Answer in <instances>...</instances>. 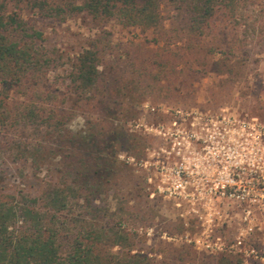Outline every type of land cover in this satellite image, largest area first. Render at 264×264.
Returning <instances> with one entry per match:
<instances>
[{
  "label": "trees",
  "instance_id": "obj_1",
  "mask_svg": "<svg viewBox=\"0 0 264 264\" xmlns=\"http://www.w3.org/2000/svg\"><path fill=\"white\" fill-rule=\"evenodd\" d=\"M263 1L0 0V264H233L232 254L199 257L187 247L170 246V256L160 258L132 253L130 235L103 223L94 204L118 193L119 182L131 176L130 166L118 159L129 142L121 123L137 115L132 94L161 81H149L150 70L161 69L170 81L180 74L177 67L208 72L218 63L215 43L225 46L224 60L259 46ZM30 15L61 23L81 16L117 20L155 32L156 49L143 69L127 72L129 67L108 66V45L95 39L64 68L43 45ZM227 35L234 39L220 44ZM78 115L84 125L73 131ZM51 156L59 157L58 183L29 184L24 172L37 177ZM11 172L25 178L16 193L7 192ZM74 206L89 217L75 218ZM121 246L125 253L112 251Z\"/></svg>",
  "mask_w": 264,
  "mask_h": 264
},
{
  "label": "rangeland",
  "instance_id": "obj_2",
  "mask_svg": "<svg viewBox=\"0 0 264 264\" xmlns=\"http://www.w3.org/2000/svg\"><path fill=\"white\" fill-rule=\"evenodd\" d=\"M29 23L43 33V45L59 57L64 68L95 39L108 45L105 55L108 66L129 67L127 72L138 66L143 69L142 61L156 49L155 32L126 27L117 20L81 16L61 23L30 15ZM233 39L232 35L222 37V41L219 37L220 44L224 45ZM215 47L219 49L214 56L218 63L206 73H194L197 68L193 69L194 74L184 73L183 68L177 67L180 74L167 81L162 77L161 69L150 70L149 81L155 77L161 81L151 83L143 94V90L132 94L138 97L137 115L121 123L129 142L118 159L130 166L131 176L128 181L119 182L118 193L111 191L103 195L94 206L103 223L130 235L135 245L132 253L151 257L159 254L160 258L170 256V246L187 247L199 257L219 258L232 254L236 257L233 264L239 260L242 264H264V212L247 213L243 206L226 199H215L213 206H204V201L197 196L184 198L179 192L174 194L167 190L177 181L182 162L178 142L183 141L182 133H193L201 118L233 115L253 118L264 124V42L234 51L230 60H224L225 46L215 43ZM114 56L119 59L115 61ZM167 85L171 89H167ZM83 125L84 116L78 115L70 128L79 131ZM184 153L191 156L186 164L191 166L194 147ZM58 161V156H51L46 164L49 168L44 166L35 178L26 170L29 184L37 183L36 188H39L45 182L58 183L61 176ZM24 179L18 172H11L6 181L7 192L24 189ZM79 214L89 217L85 210L74 206L71 215L79 218ZM200 215L212 216L210 227L199 219ZM247 216L249 222L245 221ZM238 237L243 240L239 247L236 246ZM205 241L216 242L222 250L206 248ZM126 250L125 246L112 249L121 253ZM213 263L216 264V260Z\"/></svg>",
  "mask_w": 264,
  "mask_h": 264
},
{
  "label": "built area",
  "instance_id": "obj_3",
  "mask_svg": "<svg viewBox=\"0 0 264 264\" xmlns=\"http://www.w3.org/2000/svg\"><path fill=\"white\" fill-rule=\"evenodd\" d=\"M182 134L183 141L178 142L182 162L177 181L168 191L184 198L197 196L204 206L226 199L243 206L247 213L264 212V124L253 118L210 115L200 119L193 133ZM186 146L195 149L191 166L186 165L191 158L184 153ZM199 219L209 227L213 221L211 215ZM249 220L247 216L245 221ZM242 241L238 237L236 246ZM205 244L208 249L222 250L216 242Z\"/></svg>",
  "mask_w": 264,
  "mask_h": 264
}]
</instances>
